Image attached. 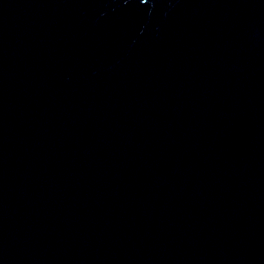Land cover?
I'll list each match as a JSON object with an SVG mask.
<instances>
[{"label": "water", "instance_id": "obj_1", "mask_svg": "<svg viewBox=\"0 0 264 264\" xmlns=\"http://www.w3.org/2000/svg\"><path fill=\"white\" fill-rule=\"evenodd\" d=\"M0 264H264V0H0Z\"/></svg>", "mask_w": 264, "mask_h": 264}]
</instances>
